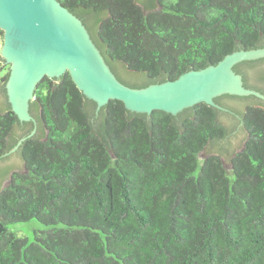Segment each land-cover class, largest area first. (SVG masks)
<instances>
[{
    "label": "trees",
    "instance_id": "obj_1",
    "mask_svg": "<svg viewBox=\"0 0 264 264\" xmlns=\"http://www.w3.org/2000/svg\"><path fill=\"white\" fill-rule=\"evenodd\" d=\"M124 84L142 88L264 47V0H60ZM4 31L0 29V41ZM6 70L5 73L3 71ZM234 70L264 93V58ZM0 55V162L36 127L12 111ZM246 134L225 157L221 111L102 108L67 71L31 102L22 169L0 168V264H264V100L222 95ZM204 155L201 157V155ZM37 219L34 239L8 224Z\"/></svg>",
    "mask_w": 264,
    "mask_h": 264
},
{
    "label": "water",
    "instance_id": "obj_2",
    "mask_svg": "<svg viewBox=\"0 0 264 264\" xmlns=\"http://www.w3.org/2000/svg\"><path fill=\"white\" fill-rule=\"evenodd\" d=\"M0 29L4 31L0 55L10 65L8 101L22 122L36 124L30 106L42 79L59 78L67 71L98 109L120 100L133 112L162 110L177 115L201 102L221 108L215 98L226 94L264 100V93L246 87L243 76L234 70L242 61L264 58V47L238 50L217 64L189 70L174 80L134 88L118 79L86 25L60 0H0ZM237 118L226 121L228 139L216 147L225 159L244 146L246 134L240 131ZM36 131L35 127L19 140L0 168L10 166L13 171L24 167L18 149ZM9 181V175L0 180V189Z\"/></svg>",
    "mask_w": 264,
    "mask_h": 264
},
{
    "label": "rangeland",
    "instance_id": "obj_3",
    "mask_svg": "<svg viewBox=\"0 0 264 264\" xmlns=\"http://www.w3.org/2000/svg\"><path fill=\"white\" fill-rule=\"evenodd\" d=\"M2 42L0 41V50H1ZM5 72L6 70L3 71V73ZM8 228H10L12 231L16 232L18 235L22 237H28L30 240H33L34 230L44 229V225L41 222H39L37 219H32L26 222L8 224Z\"/></svg>",
    "mask_w": 264,
    "mask_h": 264
},
{
    "label": "flooded vegetation",
    "instance_id": "obj_4",
    "mask_svg": "<svg viewBox=\"0 0 264 264\" xmlns=\"http://www.w3.org/2000/svg\"><path fill=\"white\" fill-rule=\"evenodd\" d=\"M216 103L221 107V108H218L222 115L223 116H227V117H232V119H236V117H238L237 119L239 120V125L238 127H240V131H244V126H243V123H242V120H241V117H243L241 111H238L237 109H235L233 106L229 105L226 101L224 100H220V101H216ZM36 119V128L38 127V122H37V118L34 117ZM33 122V121H32ZM228 138V137H227Z\"/></svg>",
    "mask_w": 264,
    "mask_h": 264
}]
</instances>
